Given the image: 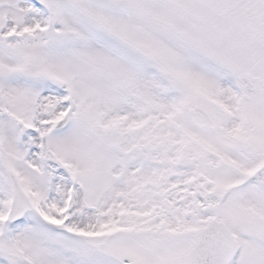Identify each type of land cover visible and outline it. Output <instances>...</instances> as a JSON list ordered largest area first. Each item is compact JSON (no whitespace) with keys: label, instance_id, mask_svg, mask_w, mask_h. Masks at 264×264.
Segmentation results:
<instances>
[{"label":"snow or ice","instance_id":"snow-or-ice-1","mask_svg":"<svg viewBox=\"0 0 264 264\" xmlns=\"http://www.w3.org/2000/svg\"><path fill=\"white\" fill-rule=\"evenodd\" d=\"M0 264H264V0H0Z\"/></svg>","mask_w":264,"mask_h":264}]
</instances>
